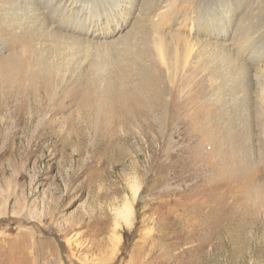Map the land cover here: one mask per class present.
I'll use <instances>...</instances> for the list:
<instances>
[{"label":"rangeland","instance_id":"374dc122","mask_svg":"<svg viewBox=\"0 0 264 264\" xmlns=\"http://www.w3.org/2000/svg\"><path fill=\"white\" fill-rule=\"evenodd\" d=\"M0 264H264V0H0Z\"/></svg>","mask_w":264,"mask_h":264},{"label":"bare ground","instance_id":"6f19581e","mask_svg":"<svg viewBox=\"0 0 264 264\" xmlns=\"http://www.w3.org/2000/svg\"><path fill=\"white\" fill-rule=\"evenodd\" d=\"M245 47V46H244ZM131 209L127 208V211H130ZM130 216V215H129Z\"/></svg>","mask_w":264,"mask_h":264}]
</instances>
